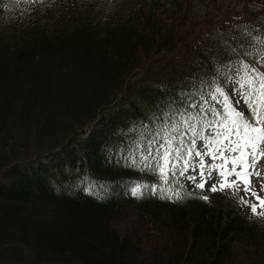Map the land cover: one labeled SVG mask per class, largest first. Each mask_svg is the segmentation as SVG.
<instances>
[{
    "label": "trees",
    "instance_id": "obj_1",
    "mask_svg": "<svg viewBox=\"0 0 264 264\" xmlns=\"http://www.w3.org/2000/svg\"><path fill=\"white\" fill-rule=\"evenodd\" d=\"M222 1L124 0L0 34V264H257L238 245L257 248L261 223L229 196L145 191L144 228L115 226L134 186L166 183L133 165L136 137L177 106L198 113L197 88L264 50V0Z\"/></svg>",
    "mask_w": 264,
    "mask_h": 264
},
{
    "label": "snow or ice",
    "instance_id": "obj_2",
    "mask_svg": "<svg viewBox=\"0 0 264 264\" xmlns=\"http://www.w3.org/2000/svg\"><path fill=\"white\" fill-rule=\"evenodd\" d=\"M248 68V64L243 66V69ZM233 75L239 77L231 86V91L240 97L235 103L242 100L247 113L236 108L228 92L217 84L210 95L215 104H209L201 97L202 106L195 105L194 101L189 103V107L200 109L195 115L179 106L172 111L171 117L168 112L162 113L164 119L157 122L155 129L145 128L144 133L136 137L130 154L139 156L145 162V168L158 173L163 182L177 175L184 176L189 169H198L200 182L197 186L203 187L205 178L210 179L215 172L221 189L228 187L236 193L242 191L240 202L249 205L253 214L264 216V211H257V203H250L245 198L253 197L264 209V196L253 190L250 179L260 174L256 164L264 157V72L252 68L251 72L241 70ZM208 115L211 119L206 118ZM197 120L201 123L196 124ZM182 128L186 130L182 131ZM205 128L211 132H206ZM188 131L192 132V138H187ZM197 139L201 141L203 151L197 147ZM205 155L211 157L212 163L205 164ZM194 156L199 160L192 159ZM217 159L221 162L217 163ZM133 165L139 167L135 160ZM187 178L195 180L196 175L189 173ZM140 186L133 187V195ZM211 188L215 190L216 184L213 183ZM260 191L264 192V182H261Z\"/></svg>",
    "mask_w": 264,
    "mask_h": 264
},
{
    "label": "rangeland",
    "instance_id": "obj_3",
    "mask_svg": "<svg viewBox=\"0 0 264 264\" xmlns=\"http://www.w3.org/2000/svg\"><path fill=\"white\" fill-rule=\"evenodd\" d=\"M239 0H227V2H230L229 4L234 5H240L238 3ZM124 0H0V34H3L5 37L10 38L11 40H18L22 37V33H20V24L17 23L16 18H22L23 20H26L27 17H34L39 18L40 20H44L46 22L52 21V18L60 14L61 12H66L67 16H80L85 13H101V12H108L111 10H114L116 8H122L124 7ZM232 25L238 26L240 25L237 20L232 21ZM257 69L260 72H264V56L258 61ZM239 77L233 76L225 86V90L229 94L230 101L233 102L234 106L238 107L239 109H242L245 104L241 100L240 103H235L237 100H240V97L237 95L236 92L231 91V86L235 83V79ZM204 88V87H203ZM214 91V90H213ZM206 93H202V96L204 99L206 97ZM201 99V98H200ZM206 100L209 101V104H215L216 101L211 100L210 98H207ZM85 102L83 105H86ZM91 104V103H89ZM90 107V105H87ZM84 109H86V107ZM50 116L48 119L41 120L44 122V125H46V122L49 121V118L52 120V111L49 114ZM59 117V116H58ZM59 120V119H58ZM57 120V121H58ZM60 123L64 124L59 120ZM60 128V127H59ZM206 132H211V129H205ZM52 132H49L50 134ZM196 145L198 148L203 151V148L201 146V141L199 139L196 140ZM136 159H140L139 156H134ZM192 159L199 160L198 157H193ZM141 160V159H140ZM144 162L143 160H141ZM205 164L212 163V159L210 156L205 155L204 156ZM217 163H220L221 161L217 159ZM145 164V162L143 163ZM230 166V165H229ZM256 167L259 170V175H253L250 179L252 181V188L254 191L257 192L258 195L264 196V192L260 191L261 188V182H264V157L261 158V161L257 162ZM208 170L207 168L205 169ZM198 169L195 171L193 169H189L188 172L185 173L184 176L177 175L178 183H180V186L190 187L193 189H201L205 192H207L210 196L218 195V196H226L231 197L232 199H236L237 203L240 206V210L245 213L247 216L251 217H257L261 219V222H264V216L262 215H256L253 214V212L250 209L249 205L243 204L240 202V195H243V192H233L231 188L225 187L221 189L219 184V176L214 172L212 177L205 178V182L203 187H198L197 185L200 182V177L198 175ZM189 173L195 174L196 179L190 180L187 178ZM216 184V189L212 190L211 186L212 184ZM141 185L140 187H137L136 190H145L148 189V187L144 186L143 184H137ZM173 187L176 188V185L173 183L171 184ZM170 182L167 181L164 186H171ZM133 189V188H132ZM165 190H170L169 188H164ZM133 193V192H132ZM234 197V198H233ZM135 198V199H134ZM129 198L125 201H123V214L120 217L118 221L115 222V226L121 230V231H135L139 232L144 227L142 225H138L136 221L137 212H138V204H137V197ZM249 200L250 203L255 202L257 203V211H264V209H261L259 206V202L255 201V199L251 196L245 197ZM258 238V239H257ZM256 240V247L257 248H245L246 244L240 246L238 245L239 249L238 252L243 255L250 256V261H253L255 263L262 264V256H264V226L263 228H260V233L257 235ZM245 241L247 245L251 242L248 238H245ZM257 253L256 257L254 258V255ZM254 258V259H253Z\"/></svg>",
    "mask_w": 264,
    "mask_h": 264
}]
</instances>
